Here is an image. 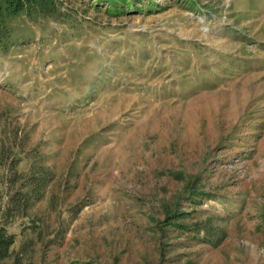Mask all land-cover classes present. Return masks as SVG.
Returning a JSON list of instances; mask_svg holds the SVG:
<instances>
[{
    "label": "rangeland",
    "instance_id": "obj_1",
    "mask_svg": "<svg viewBox=\"0 0 264 264\" xmlns=\"http://www.w3.org/2000/svg\"><path fill=\"white\" fill-rule=\"evenodd\" d=\"M33 1L0 0V264H264V0Z\"/></svg>",
    "mask_w": 264,
    "mask_h": 264
},
{
    "label": "trees",
    "instance_id": "obj_2",
    "mask_svg": "<svg viewBox=\"0 0 264 264\" xmlns=\"http://www.w3.org/2000/svg\"><path fill=\"white\" fill-rule=\"evenodd\" d=\"M12 3H20L21 0H11ZM32 2H35L32 0ZM18 7V6H17ZM16 7V8H17ZM14 243L12 234H9L6 229L0 230V259L5 257L10 250V246Z\"/></svg>",
    "mask_w": 264,
    "mask_h": 264
}]
</instances>
